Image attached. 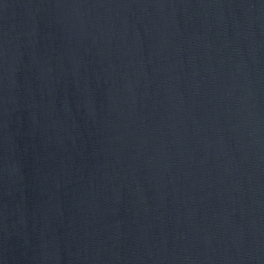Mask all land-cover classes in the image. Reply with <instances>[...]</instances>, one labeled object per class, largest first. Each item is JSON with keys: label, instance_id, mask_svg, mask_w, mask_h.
<instances>
[{"label": "water", "instance_id": "obj_1", "mask_svg": "<svg viewBox=\"0 0 264 264\" xmlns=\"http://www.w3.org/2000/svg\"><path fill=\"white\" fill-rule=\"evenodd\" d=\"M0 264H264V0H0Z\"/></svg>", "mask_w": 264, "mask_h": 264}]
</instances>
